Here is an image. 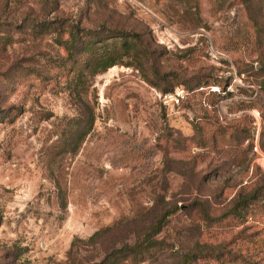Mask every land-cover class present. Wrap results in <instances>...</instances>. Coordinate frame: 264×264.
Here are the masks:
<instances>
[{
    "label": "rangeland",
    "instance_id": "rangeland-1",
    "mask_svg": "<svg viewBox=\"0 0 264 264\" xmlns=\"http://www.w3.org/2000/svg\"><path fill=\"white\" fill-rule=\"evenodd\" d=\"M54 18L129 34L106 41L118 63L77 81L34 25ZM175 206L158 245L120 250ZM201 244L224 255L192 264H264V0H0V264H178Z\"/></svg>",
    "mask_w": 264,
    "mask_h": 264
},
{
    "label": "trees",
    "instance_id": "trees-1",
    "mask_svg": "<svg viewBox=\"0 0 264 264\" xmlns=\"http://www.w3.org/2000/svg\"><path fill=\"white\" fill-rule=\"evenodd\" d=\"M34 25L41 34L53 33L60 37L59 39L57 38L56 42L63 48L65 55L62 57L70 60L71 71L74 73L75 79L79 82L85 77H94L118 63V58L116 57V52L113 48V44H116V42H111L108 44L106 41L109 39L116 40L123 38L124 40L122 43L125 47L127 44V37H129V34L126 32H121L115 28H106L105 26H101L99 28L89 30L85 29L84 26H81L78 23L68 22L64 18L47 19L39 22L35 21ZM63 35H66V37L64 38ZM131 37H133V41H136V39L138 40L136 34H132ZM100 43L105 44L102 47L99 46ZM131 45L132 42L129 47H131ZM106 46H110L111 48H107ZM86 89L87 88H85V90ZM13 116V113L6 112L2 118H4V120L11 121ZM91 127L92 120L88 122L85 133H88ZM254 197L255 194L245 196L241 201L243 204H235L232 208L225 211L215 219L222 220L227 217L228 214H234L235 210L239 207L245 209L248 206V204L245 203ZM178 209L179 207L175 206L172 209L166 210L160 216L156 225L147 234L144 244L135 243L133 245H128L125 243L121 246L120 250H129L130 252L128 253L138 254L143 250L146 251L155 245H158L160 242L158 240L150 239V235L157 234L161 230L165 221L168 219L169 215L176 212ZM107 231V228L98 230L94 232L89 238L94 239ZM70 252L71 251L69 250L68 254H70ZM213 253L216 259L222 258L224 255V252H216L212 247L206 244L187 246L183 249H180V251H176L179 262L178 264H192L199 258H206ZM239 256H242V254H239ZM97 264H100V262Z\"/></svg>",
    "mask_w": 264,
    "mask_h": 264
},
{
    "label": "bare ground",
    "instance_id": "bare-ground-1",
    "mask_svg": "<svg viewBox=\"0 0 264 264\" xmlns=\"http://www.w3.org/2000/svg\"><path fill=\"white\" fill-rule=\"evenodd\" d=\"M113 68H110V70H112ZM111 72V71H110Z\"/></svg>",
    "mask_w": 264,
    "mask_h": 264
}]
</instances>
